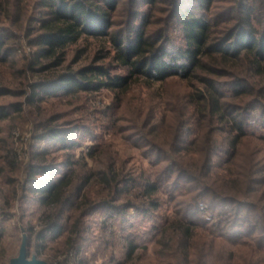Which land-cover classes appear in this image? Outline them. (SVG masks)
Returning a JSON list of instances; mask_svg holds the SVG:
<instances>
[{
	"label": "trees",
	"instance_id": "1",
	"mask_svg": "<svg viewBox=\"0 0 264 264\" xmlns=\"http://www.w3.org/2000/svg\"><path fill=\"white\" fill-rule=\"evenodd\" d=\"M83 36L108 44L91 64L26 90L0 83V96H26L0 105V131L7 120L9 135L38 88L66 98L33 121L25 164L8 141L1 210L32 197L41 226L29 245L40 251L41 241L67 229L69 258L59 264H89L86 217L105 212L102 228L115 237L117 226H133L131 209L154 220L163 191L177 218L155 236L159 257L264 264V0H0L1 69L28 77L58 66ZM45 58L52 61L37 68ZM104 89L111 101L95 102ZM111 128L151 160V173H128L109 140L77 154ZM46 141L66 150L63 162L46 159ZM61 165L66 172L58 176ZM229 167L234 177L215 173ZM27 229L32 235L34 226ZM122 238L129 258L136 238ZM244 240L257 259L237 249Z\"/></svg>",
	"mask_w": 264,
	"mask_h": 264
},
{
	"label": "rangeland",
	"instance_id": "2",
	"mask_svg": "<svg viewBox=\"0 0 264 264\" xmlns=\"http://www.w3.org/2000/svg\"><path fill=\"white\" fill-rule=\"evenodd\" d=\"M108 44L101 39L93 37H81L76 43H72L67 46L66 54L61 64L53 66L48 70H41L32 72L25 77L20 73H12L10 70H4L0 68V83H3L13 90H23L35 82L43 81L48 77L53 76L67 68L69 66L72 69H78L80 67L91 64L96 54L102 55L107 51ZM102 48L104 50L102 51ZM28 53V48L26 49ZM52 61L51 59H42L41 64L37 68H42L45 64ZM154 86L159 87L160 83H155ZM37 92L40 93L31 105L25 106L24 116L21 118L17 128L12 129L9 135L7 130L8 121L2 123L0 131V160L8 152V141H12L16 150H22V157L19 158V162L25 164L28 160V149L32 142L31 134L32 123L35 119H40L48 116L52 112H56L58 109L57 101L65 100L62 96H55L48 93L44 88H38ZM28 95H30L28 93ZM112 94L108 90H101L95 97V102H110ZM26 96L24 95H9L0 96V105H10L16 102H25ZM61 107L59 106V110ZM73 114L72 117L76 118ZM17 131L18 137L15 138L13 132ZM103 140H109L111 142V151L117 155L120 161H123L125 170L132 174H138L141 171L152 172L153 167L151 160L144 157L140 150L127 142L120 133L113 128L108 129L105 132L103 138L98 140L89 139L85 141V145L77 149V154L81 150L87 151V149L93 144L100 143ZM9 141V142H10ZM48 145L50 147V154L47 155L46 159L50 160L56 158L59 162H63L64 153L66 150L58 148L53 142H42L41 146ZM27 158L25 159V156ZM90 164L94 166V161L89 158ZM120 163L116 162V166ZM62 164V163H61ZM66 169L61 165L58 170V176L64 174ZM227 172L229 176L234 177L233 167L225 169H215L217 174H225ZM93 183V180L90 184ZM8 186L6 184V175L0 176V190L7 192ZM38 197V194L36 195ZM158 196L163 201V207L157 213L154 220L143 219L142 216L135 215V209H131L130 224L133 226L127 227V230H122L121 227L117 226L116 236L113 237L111 229L104 230L102 228V222L106 220L105 212L97 211L93 215L86 217V224L88 226L87 236L89 239L86 241V245L83 249V254L87 256L89 264H116V262L123 261V264H169L168 261L157 254L155 246V236L163 229L164 226L170 224L177 216L173 212L172 204L168 199L165 192L159 191ZM3 203L2 193L0 192V264H8L11 258L15 257L19 253V249L23 240L24 234L28 240L34 239V233L40 230L41 221L39 219L40 212L39 207L35 200L30 197L29 200L19 199L14 206L10 207L6 211L1 210ZM34 226L32 235L29 233L27 226L29 224ZM199 231V230H198ZM67 233L59 237L47 239L45 242L41 241L40 244L44 245L40 251L28 243V257L32 258L36 256L39 259L46 260L47 262H55L59 264L65 258H69V251L67 250ZM131 234L132 237L136 238L137 248L134 250L132 255L127 258L125 256L126 246L122 235ZM32 246V247H31ZM243 253L251 255L254 259L259 257V252L254 248L252 243L248 240H244L243 243L237 246ZM72 253V252H71ZM113 255L117 259L112 260ZM125 256V257H124Z\"/></svg>",
	"mask_w": 264,
	"mask_h": 264
},
{
	"label": "water",
	"instance_id": "3",
	"mask_svg": "<svg viewBox=\"0 0 264 264\" xmlns=\"http://www.w3.org/2000/svg\"><path fill=\"white\" fill-rule=\"evenodd\" d=\"M8 264H51L46 260H42L33 256L32 258L28 257V240L27 236L24 234L23 240L19 249L17 256L11 258Z\"/></svg>",
	"mask_w": 264,
	"mask_h": 264
},
{
	"label": "built area",
	"instance_id": "4",
	"mask_svg": "<svg viewBox=\"0 0 264 264\" xmlns=\"http://www.w3.org/2000/svg\"><path fill=\"white\" fill-rule=\"evenodd\" d=\"M13 135L15 136V138H17L18 137L17 131H14ZM17 156H18V158L22 157V150L21 151L19 149L17 150Z\"/></svg>",
	"mask_w": 264,
	"mask_h": 264
}]
</instances>
